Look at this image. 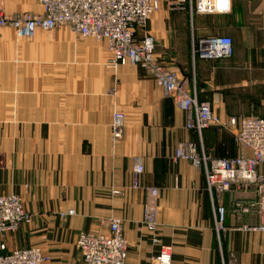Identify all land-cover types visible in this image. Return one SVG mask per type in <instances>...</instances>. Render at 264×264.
Masks as SVG:
<instances>
[{
	"label": "crops",
	"instance_id": "obj_1",
	"mask_svg": "<svg viewBox=\"0 0 264 264\" xmlns=\"http://www.w3.org/2000/svg\"><path fill=\"white\" fill-rule=\"evenodd\" d=\"M198 1L159 0L147 28L157 60L221 120L264 108L262 94L254 93L264 83V0H213L212 13L198 12ZM0 12L42 9L37 0H0ZM66 35L0 53V195H19L31 215L30 224L0 238L3 253L38 248L50 264H81L78 235L107 236L117 219L128 244L126 264H148L158 248L143 213L151 201L147 189L154 188L157 233L171 247V264H264V233L247 230L260 224L258 215L234 210L237 201L257 200L256 187L234 184L211 193L202 168L174 158L185 142L212 158H234L242 150L232 132L187 129V114L163 97L147 71L113 66L104 43ZM213 36L232 39V60L193 55L198 40ZM1 37L0 45L12 44ZM115 111L124 114L120 139L111 131ZM134 157L143 165L137 189L131 188Z\"/></svg>",
	"mask_w": 264,
	"mask_h": 264
},
{
	"label": "built area",
	"instance_id": "obj_2",
	"mask_svg": "<svg viewBox=\"0 0 264 264\" xmlns=\"http://www.w3.org/2000/svg\"><path fill=\"white\" fill-rule=\"evenodd\" d=\"M184 1V0H182ZM42 13L5 15L0 12V28L9 27L18 37L29 39L37 30L45 32L67 27L82 38L104 43L111 55L113 66L133 65L147 71L165 98L174 101L177 108L187 114L186 128L201 133L210 127L231 131L235 144L242 150L234 158H212L199 152L192 142L180 143L174 151L176 160L190 162L202 168L207 190L211 193L229 191L236 184L242 188L254 185L258 194L254 201H237L234 210L240 214L255 211L260 224L248 231L264 233V117H230L221 120L208 103H199L190 96L184 79L161 65L154 55L155 40L147 31L151 16L159 10V0H37ZM217 9V8H216ZM196 10L202 13L215 11L213 0H199ZM141 31V34H140ZM192 53L201 60L228 59L233 55V42L227 36H213L197 41ZM124 114L115 111L111 120L114 139L122 136ZM244 151V152H243ZM247 152V154H245ZM143 173L142 161L133 158L131 188L140 187ZM151 201L144 207L143 223L152 233L157 253L148 264H171L172 250L161 243L157 233V210L154 199L158 191L147 189ZM113 195L121 194L112 191ZM72 215L73 211H69ZM218 229L224 219V208L216 210ZM31 223L21 197L0 195V238L16 232ZM75 247L81 254V264H126L128 244L121 230L120 221L109 223L107 236L80 233ZM0 244V264H50L38 248L15 249L8 253Z\"/></svg>",
	"mask_w": 264,
	"mask_h": 264
},
{
	"label": "rangeland",
	"instance_id": "obj_3",
	"mask_svg": "<svg viewBox=\"0 0 264 264\" xmlns=\"http://www.w3.org/2000/svg\"><path fill=\"white\" fill-rule=\"evenodd\" d=\"M24 13H30V12H22L20 14H24ZM148 26H149V24L147 23V28H148ZM59 31H65L67 33L66 37L68 36V37H71L72 39H76V40L80 39L78 35L74 34L73 32H71L66 27H61V28L56 29L54 31L38 32V33H36L35 36H33V37L29 38V39H24V38L18 37L17 34L14 32V30L9 28V27L0 28L1 36L3 37V39L7 40L8 43H12V44H13L12 39L14 41L13 45L12 44L0 45V53H5L6 54L7 52L11 53L13 51L15 54H17L19 51H23L22 47L20 46V43H23V42H25V43H30L31 42L32 43L35 38H43V41L45 43H50V42L51 43H55L53 41H54V38H58ZM27 53H31V51L30 52L27 51ZM154 55H155V57L158 58V56L156 54V46H155V50H154ZM234 56H235V54H233L227 60H232L234 58ZM158 59H161V58H158ZM136 67H138V66H136ZM138 68L141 69L140 67H138ZM259 92L262 94V96H257V97H261V99H262L261 101L264 102V83H262V82H260V84H257L256 87L254 88V93H256V95H258ZM260 105H261V107H264V104H260ZM231 112H242V111H231ZM243 112H244L243 115H239V117H249V116H253V115L264 116V108L257 109V110H253V109L252 110H248V111L246 110V111H243ZM13 195H15V194H13ZM17 196H19V195H17Z\"/></svg>",
	"mask_w": 264,
	"mask_h": 264
}]
</instances>
